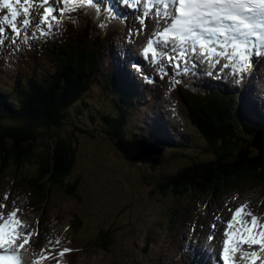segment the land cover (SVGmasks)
<instances>
[{"label":"rangeland","instance_id":"rangeland-1","mask_svg":"<svg viewBox=\"0 0 264 264\" xmlns=\"http://www.w3.org/2000/svg\"><path fill=\"white\" fill-rule=\"evenodd\" d=\"M72 16L75 17V13ZM36 18H38V14ZM80 18H93L103 21L96 14H91L88 11L86 15ZM108 25H115L116 28L120 27V23L116 24L112 20ZM7 31L11 35L10 28H7ZM126 31L128 30H125L124 33ZM114 43L116 44L117 41L115 40ZM121 44L125 43L122 42ZM5 47L3 51L7 53L8 47ZM107 48L108 46H106V50ZM106 52L112 54L115 59L119 58L110 48ZM104 56H107V54H104ZM108 69H113V65L106 62V57H103L100 62V71L105 72ZM152 69L151 74L138 75L142 76L141 81L138 83L140 90L147 89L153 96L152 99L140 97L143 101H147L144 108H139L140 114L143 115L146 112L155 114L154 106L159 105L157 107L159 110L158 116L166 117L168 122L174 124H172L174 126L173 132L177 134V138L182 141L188 139L192 141L191 145H194L195 149L199 152L203 151L202 147L205 141L201 137L198 128L193 125L189 114L190 109L178 97L177 80L186 81L194 85L195 88H202L203 90L206 87L209 90V86H205L200 82L201 80L193 83L194 80H190L191 75H185L184 77L172 73V76L167 80L169 83L163 86L161 92L164 93L161 97H158L156 94L158 91L155 87L159 84L158 80L161 79V74L157 76L155 74L156 70ZM8 70H11V68H8ZM16 72V70L10 72L0 69V77L4 82H8L6 79L14 80L13 77L16 76ZM196 72L201 73L200 71ZM11 74H14V76ZM227 74L230 75L229 72H226L225 76L221 75L222 78L218 82L225 83L226 85H223L225 88L233 90L238 85L239 79H230L232 75L228 78ZM248 75V72L245 73L246 77ZM259 86L258 82L257 87L259 88ZM107 90L110 96L114 95V92L105 83H103V86H95L88 95L90 100H87L91 103L89 110L84 108V110L78 111V108H75L73 111L75 120L69 123L86 130L84 133L77 132L79 143L76 146L77 164L69 177L73 181L79 177L82 181L80 188L82 198L77 199L66 194H55L46 207L45 216L40 213L41 218H43V220H40V215L36 214L30 205L28 206L30 197L23 195L20 191L16 192L7 186L1 187L0 185V204L7 205L3 211L8 213L9 210L14 208L19 209L20 215L23 218L26 217L30 226H32L30 231L36 230L39 232V235L33 238L34 243L32 247L27 249V252L42 253L41 250L45 247L55 248V246L48 244L50 240L55 241L58 239L60 243L67 244L72 242L70 241V238H72L74 240L78 239L77 246L82 252L78 264H180L188 261V259L183 256L179 248V242L184 235L189 238V240H185L184 246L196 242L198 237L196 229L199 228L200 224H203L202 227L206 229L217 231L223 243L224 231L217 226L222 224L226 226L228 217L223 218V215L226 213L230 215L238 202H246L248 210H251L254 214L264 212V183H247L243 184L244 187L240 185H237L238 187H232L233 185L223 187L222 191L219 190L216 195L210 194V188L205 193H198L199 195L193 192L179 198L170 195L169 192L166 195L161 194L158 186L159 182H164V176L171 171H177L184 162H165V157L170 155L171 151H166V153L164 151V161L161 160L159 169L156 172L150 170L148 166L133 164L128 161L124 154L116 148L114 134L107 132L106 126L99 124L97 117L92 121V118H94L92 114H102L101 111L104 108L100 110L98 108L103 106L102 101H104L103 104L107 108L111 109L113 100L105 92ZM263 96L264 92L254 90V97H250L258 99L259 106H264ZM169 97L171 100L168 99ZM247 98V95L242 96L243 105L248 111H253L254 109ZM139 102L137 101V103ZM169 104H172L171 107L175 113L173 118L165 116L166 108L163 105L167 107ZM140 114L136 111L132 112L131 122L121 130V133L124 132L126 137H136L133 129L140 127L139 121L143 119ZM262 114L264 115V111H262ZM262 114L257 112L256 115H253V119L259 121L257 118H264ZM90 123L91 126H89ZM114 131L117 132L116 129ZM259 132L261 131H257L258 134L256 133L252 145L247 149L239 150L240 159L247 160L250 158L249 155L254 154L256 156L252 160L255 163L264 162V160L259 159L262 152L255 145V142L264 143V134H259ZM112 150H114V157L110 153ZM156 150L159 151L160 149L156 148ZM206 158L209 159L208 156ZM8 171L26 177L29 173L28 166L17 171L10 168ZM6 196L7 199H5ZM177 208L181 209L182 215L179 216L178 220L175 219L177 216L172 214L176 212ZM74 213L78 214L75 223L84 222L82 227L78 226V229L75 225L76 237L69 227L75 217ZM57 215H60V217H56ZM174 220L176 223L173 226L175 227L172 226ZM101 224L102 226L99 228ZM213 225H215V228L212 227ZM101 229L116 231L113 250L94 248L88 251L89 248L87 247L97 237ZM206 233L208 234L207 231ZM203 240H206V238L203 237ZM178 253H181L183 257L179 256ZM166 254L167 258L162 259ZM172 258L177 259V261L172 263Z\"/></svg>","mask_w":264,"mask_h":264},{"label":"trees","instance_id":"trees-1","mask_svg":"<svg viewBox=\"0 0 264 264\" xmlns=\"http://www.w3.org/2000/svg\"><path fill=\"white\" fill-rule=\"evenodd\" d=\"M63 27V31L45 39V43H34L31 61L43 68L50 67V72L37 77L36 83L31 82L27 87L21 81L9 87L0 79V161L3 160L0 179L5 180V172L10 168L17 171L28 166L27 177L21 174L18 177L28 189L29 204L36 210H46L48 199L57 193L82 198V181L79 177L74 181L69 178L77 164L78 136L74 141L71 140L74 134L67 138L61 135L65 125L63 119L71 115L72 102H83L93 86L105 83L117 98L113 105L115 112L105 114L101 120L118 138L122 136L121 130L127 127L125 123L135 107L127 90L118 87L117 82L121 80L115 69L100 71V50L109 34L95 35L90 31L91 28L94 30V24L87 20L66 21ZM46 61L50 65H45ZM105 92L108 94L109 91ZM183 100L205 144L203 151L199 152L190 145L192 141L174 144L159 134L158 142L171 151L165 162H184L177 171L164 176V182H159L161 194L169 192L174 197H182L193 192L202 194L210 188V194L216 195L223 187L264 183V162L255 163L252 160L254 154L249 155L248 161L239 158V150L247 149L257 131L264 130V119L252 121V114L241 105L240 94L228 92L224 96L219 89L217 92L186 89ZM50 135L55 136V144ZM177 215L180 214L177 212ZM83 224L80 221L77 226ZM115 236L116 231L101 229L93 244L112 251ZM71 255L78 258L76 251Z\"/></svg>","mask_w":264,"mask_h":264},{"label":"snow or ice","instance_id":"snow-or-ice-1","mask_svg":"<svg viewBox=\"0 0 264 264\" xmlns=\"http://www.w3.org/2000/svg\"><path fill=\"white\" fill-rule=\"evenodd\" d=\"M140 3L141 0H134L133 7H139ZM0 5L9 10L8 15L0 17V58L5 46L7 57L12 59L32 47L37 39L63 31L64 20H73V13L76 14L73 22L78 23L87 9H95L97 16L106 14L101 27L112 19L126 22V18L120 17L111 6L101 5L99 0H0ZM38 6L43 12L38 13L39 22L33 24V12H37ZM150 16L155 19L156 30L143 55L165 75L168 68L174 74H192L207 63L210 68L229 69L243 78L253 67L254 58L264 60V0H147L146 9L137 17L141 28L130 29V34L139 35ZM4 25L10 28L11 35ZM30 28L33 31L29 34ZM221 59L225 63L221 64ZM6 207L0 204V264H24L23 253L32 247L39 232L29 230L27 222L18 216L19 209L5 213ZM224 235L227 238L223 241V264H257L258 260L264 264V221L248 210L247 203L235 209ZM48 244L55 246L60 241L50 240ZM69 251L63 248L57 253L45 247L40 259L64 257Z\"/></svg>","mask_w":264,"mask_h":264},{"label":"bare ground","instance_id":"bare-ground-1","mask_svg":"<svg viewBox=\"0 0 264 264\" xmlns=\"http://www.w3.org/2000/svg\"><path fill=\"white\" fill-rule=\"evenodd\" d=\"M99 3L101 4V5H109V6H111L113 9L115 8V7H118V8H122V9H124V10H126V9H129L130 8V6L128 5V4H124V3H122V2H119V1H117L116 3H113V2H111L110 0H99ZM115 10V9H114ZM41 11H43V8L42 7H37V12L35 13V17L37 16V14H38V12H41ZM87 11L89 12V13H91V14H96V11H95V9H87ZM131 12L133 13V14H131V15H128L127 16V14L125 15H121L120 17H123V18H126V22H125V19H112V21H114V22H120V29H121V31H123L121 34H118L117 35V37H116V41H117V43L115 44H113L112 43V45H110L109 46V48H110V50L115 54V55H117V56H120V57H122V59H123V61H124V66H125V69H126V71L127 72H130L131 74H133V75H135L136 73L135 72H133V64L134 63H132L133 61H132V58H133V56H139V50H137V48H136V46H142V42H143V40H144V37L146 36V35H148L149 34V32H150V30H147V28H144V31H141L140 33H142V35H132V34H130V29L131 30H133L134 31V28H135V26L136 25H138L139 23H138V21H137V17L140 15V14H138V13H135V11L133 10V9H131ZM0 13H3V15L2 16H4V15H8L9 14V10H7V9H2V5H0ZM34 13V12H33ZM1 16V17H2ZM101 19H105V17H106V14L105 15H101V16H99ZM133 17H134V19H133ZM129 18H131V20L132 21H129ZM21 19H22V17H21ZM144 23H147L148 25H151L152 26V24H155V22H151L150 20H145V22ZM33 24H36L35 22L33 23ZM85 25V24H84ZM7 26V25H6ZM82 27V26H81ZM87 29V28H86ZM92 29V28H91ZM90 29V31H93V30H91ZM125 30H128V31H126V33H124L125 32ZM86 31V30H85ZM91 33V32H90ZM89 35L90 34H88V37H89ZM98 36V35H97ZM90 38V37H89ZM62 39V38H61ZM125 43V44H121V43ZM141 53V52H140ZM144 62H146V61H144ZM149 62L151 63V65H153L157 70H156V72H155V74L158 76V75H160L161 74V71H160V68H159V66L158 65H156V64H154V63H152V61H151V59L149 60ZM221 62V61H220ZM147 63V62H146ZM165 63H166V61H165ZM139 65V64H138ZM207 64H204V66H206ZM141 67H143V64H141L140 65ZM205 70H211V72L213 73H215V72H219L220 71V73H217L216 74V79L217 80H221V78H222V76H220V74H222V73H224V74H226V72H227V69H220L219 68V66H216L215 68H210L209 66H206V67H204L203 68V73L202 74H198L197 72H194V73H192V74H186V75H191L190 76V80H194V82L193 83H196L197 81H199V80H201L200 82H202L205 86H208V84H212V83H214V84H212L211 85V90H214V89H216L218 86H219V84L218 83H215V80H214V78L211 76V75H208V74H206V71ZM264 60H262L261 58H254V64H253V67L251 68V70L248 72V76L246 77L245 76V74H244V76H243V78H240L239 76H238V79H239V83H238V85L236 86V89L238 90V91H241V92H244V93H247V94H249L251 97H254V90L255 91H257V92H259L260 91V89L257 87V83L259 82V80H262V78L264 77ZM209 72V71H208ZM222 72V73H221ZM150 74H151V72H149ZM196 73V74H195ZM263 74V75H262ZM184 77H185V75H183ZM227 76H228V78L231 76V75H229V74H227ZM234 77V76H233ZM119 79V78H118ZM136 81H135V83L134 84H138L137 82H139L141 79L139 78V77H136ZM171 79V78H170ZM234 79H235V77H234ZM115 80H117V79H115ZM119 80H121V79H119ZM115 82V81H114ZM164 82H166V81H164ZM117 84H118V87L119 86H122L123 88H126L127 87V85L121 80L120 81V83H119V81L117 82ZM221 86L223 87V85H222V82H221ZM195 86L194 85H192V86H190V90H192L193 88H194ZM203 87V86H202ZM132 88H134V89H138V86L137 85H135V86H132ZM151 88V87H150ZM206 89L208 90V88L206 87ZM236 89H233V91H237ZM219 90H221L222 92H223V90L222 89H219ZM215 92H217L218 91V88L216 89V90H214ZM148 97L150 98V99H152V93L151 92H149L148 91ZM157 94V96L158 97H161V93H156ZM217 94H219V93H217ZM223 95L224 96H226V93H223ZM250 97V98H251ZM111 100H115V98H117V94H115V95H112V96H110L109 97ZM172 105V104H171ZM171 105L169 104V105H167V107H166V109H165V116H169L170 118H173L174 117V115H175V113H174V110H172V107H171ZM242 106H243V104H241ZM152 106H154V105H152ZM155 107V114L158 116V109H157V107H159V105L158 106H154ZM100 110V109H99ZM114 110H112V109H109V108H107V107H104V110L103 111H101L102 112V114H100V118H102V116H104L105 114H110V113H112ZM136 111L138 112V110L136 109ZM115 112V111H114ZM132 115V112H131V114H130V116ZM130 116H129V118H128V121L125 123L127 126L129 125V123L131 122V119L132 118H130ZM264 116V115H263ZM258 119V118H257ZM252 121H254L255 122V120L253 119ZM168 123H170V122H168L167 121V124ZM195 127V126H194ZM140 131H142L143 133H141L140 135H144V132H146L145 131V129H142V128H140L139 129ZM196 131V130H195ZM264 132V130L263 131H261L260 133H263ZM135 133V132H134ZM137 133V132H136ZM199 133V132H198ZM139 134V133H138ZM189 134V133H188ZM199 135V134H198ZM191 145V144H190ZM188 148V147H187ZM199 148V147H198ZM138 153H141V152H138ZM136 154V155H140V154ZM215 159V158H214ZM135 164H140V165H144L143 164V162H140V163H135ZM154 169V172H156V169L155 168H153ZM246 202H243V203H240V202H238L237 204H236V206H240V205H243V204H245ZM20 213V211L18 212V216L22 219V216L19 214ZM255 215H257L259 218H261V220L262 221H264V212L263 213H255ZM230 215L228 214V213H226V214H224L223 215V218H227V217H229ZM28 219L25 217L24 218V221H26L27 222V225L29 226V230L32 228V226H30V223H28V221H27ZM173 227H175V226H173ZM217 227H219L222 231H224L225 229H226V227H225V225L224 224H222V225H219V226H217ZM206 231L208 232V233H210L212 236H214L215 238L212 240V243L215 245V246H222V241H221V239L219 238V235H218V233H217V231H215V230H213V229H209V228H207L206 229ZM201 235H203L202 233L199 235L200 237H198L197 238V240H196V242H191L188 246H184V245H181V247L184 249V252H182L183 253V255H184V257L185 258H187V256L188 255H190V252L191 251H196L198 254H199V259H201V261H200V263L199 264H216L217 262H216V258L215 257H210L211 256V253H209V252H207L206 253V250H205V246H204V243H203V238H201ZM182 238L184 239V240H189V238L187 237V236H182ZM227 237H225V239H226ZM78 240V239H77ZM78 242V241H77ZM208 244H210L209 242H208ZM100 247H102V246H100ZM180 247V248H181ZM212 247V249L214 248L213 247V245L211 246ZM258 247L259 246H254V248H257L258 249ZM95 248H97L96 246H95ZM246 248H247V246H246ZM54 251H56L57 253H58V248H54L53 249ZM177 253V252H176ZM174 254H175V252H174ZM180 255H182L181 253H179ZM77 255H79V253L77 252ZM165 258H167V254L166 255H164L163 257H162V259H164L165 260ZM182 258V257H181ZM180 258V259H181ZM60 259H61V257H59L58 255H57V257L55 258V259H52V258H49V259H45L44 260V264H57V261H59V264H60ZM175 261H177V259H175V258H172V260H171V262L173 263V262H175ZM163 262V261H162ZM259 264H260V261H259Z\"/></svg>","mask_w":264,"mask_h":264},{"label":"clouds","instance_id":"clouds-1","mask_svg":"<svg viewBox=\"0 0 264 264\" xmlns=\"http://www.w3.org/2000/svg\"><path fill=\"white\" fill-rule=\"evenodd\" d=\"M31 51V50H30ZM23 55V54H22ZM20 59H21V57H19ZM2 58H0V60H1ZM12 60L13 61H16L17 59H13L12 58ZM22 60V59H21ZM3 63H5V61H3ZM37 68V67H36ZM35 69V68H34ZM40 71V70H39ZM48 73V70H45L44 68H41V75H37V76H44V75H46ZM36 74H40V73H37L36 71L35 72H33V75L35 76ZM26 76H31L32 77V74H31V72L29 71V72H27V74H26ZM1 79V78H0ZM36 79V77L34 78V80ZM33 79H32V81L31 82H35ZM141 81V80H140ZM139 81V82H140ZM31 82H25V83H23V85L24 86H29L30 84H31ZM138 82V83H139ZM36 83V82H35ZM126 85H127V87L125 88L126 90H127V93H128V98L130 97L134 102H135V107H134V109H132L131 110V112H133L134 113V111H136V109L138 110V114H140V112H139V108L140 107H142V108H144L145 107V105L147 104V101H143L140 97L141 96H143V99H145L146 97H145V95H144V92H145V90L143 91V90H140V87H138V89H139V91H135L136 89H134V88H132V86H135L136 84H134V83H131V82H124ZM39 84H41V83H39ZM222 85H226L225 83H222ZM192 86V85H191ZM95 88V86H93V88L92 89H94ZM190 88V84L189 85H186V86H182V90L181 91H178V97L181 99V101L182 102H184V100H183V91L184 90H186V89H189ZM91 89V90H92ZM198 89H200V88H193V90H195V91H199ZM218 89H222L223 90V93H227L228 94V92L229 93H231V92H235L236 93V91H233V90H229V88H225L224 86L222 87L221 85L218 87ZM235 89V88H234ZM91 90L84 96V98H85V100L83 101V102H81V101H78V100H76V101H74V102H72L73 103V105H71L70 106V111H71V115L69 116V115H67L64 119H63V122H64V126H63V128L61 129V131H63V133H61V135L62 136H66V138H67V136H72L73 134V136H75L74 137V139H72L71 138V140H75V138L77 137V132L78 131H80L81 133H84V132H86V130L84 129V128H80L79 126H77V125H73V124H69L71 121L73 122L74 120H75V114H73V111H74V109L75 108H78V111L79 110H84V108H86L87 110H89V107H90V102L87 100V99H89L88 98V95H89V93L91 92ZM203 92H215L214 90H211V89H209V90H202ZM241 92V91H240ZM238 93H239V91H238ZM110 97V96H109ZM118 97H119V95H118ZM169 100H171V98L169 97L168 98ZM251 99H253V98H251ZM90 100V99H89ZM12 101V100H11ZM115 101V100H114ZM114 101L112 102V104H111V109H114ZM137 101H140L139 103H137ZM247 101L249 102V100L247 99ZM152 102H155V101H152ZM104 103V101H102L101 102V104L103 105V106H99L98 108L99 109H102V108H104V107H106V105H104L103 104ZM243 103V102H242ZM241 103V104H242ZM250 104V103H249ZM244 106V105H243ZM263 106V105H262ZM165 108V107H164ZM253 108V107H252ZM246 109V108H245ZM246 110H248V109H246ZM83 112H86V111H83ZM250 112V111H249ZM68 114V113H67ZM92 117H94V118H92V121H94V119L97 117V121H98V123L99 124H101V125H104V123L103 122H101L102 120H101V118H100V115H94V114H92ZM140 117H142L143 119L141 120V121H139V124H140V127L138 128V129H133V131L135 132V134H136V137H140V136H142V135H140L141 133H143L142 131H140L139 129L140 128H142V129H145V131L146 132H144V135L142 136V138H129V137H126L125 136V133L124 132H122L121 134H122V136H120L119 138L118 137H114V139H115V144H116V148L118 149V150H120L123 154H124V152L118 147V143L117 142H128V143H131V144H133V145H143V146H145L146 148H150V147H152V148H158V149H160V150H162L163 151V153H164V151H165V153H166V151L168 150L167 149V147L166 146H164V145H162V144H160V142H158V137H159V134H161V135H163V136H166L170 141H172V143H183L184 141H182V140H180V139H178L177 138V134L174 132L173 133V131H174V127L170 124V123H168L167 124V121L165 122V120H161L156 114H152V113H149V112H146V113H144L143 115H141L140 114ZM139 117V118H140ZM252 118H253V116H251ZM79 118V117H78ZM67 119V120H66ZM69 125H71L70 127H69ZM89 126H91V123L89 124ZM59 129V128H58ZM152 129V130H151ZM45 131V130H44ZM159 131V132H158ZM172 132V134L171 133H169V132ZM107 132H108V130H107ZM137 132V133H136ZM139 133V134H138ZM258 134V133H257ZM256 134V135H257ZM259 134H264V133H260L259 132ZM52 135H50L49 136V138H52L53 139V143L55 144V136H53V137H51ZM151 136V137H150ZM155 137V138H154ZM78 138V137H77ZM185 140H188V139H185ZM190 141V140H189ZM168 151H170V150H168ZM110 153H111V155L114 157V150H112V152L110 151ZM164 153V154H165ZM124 156H125V154H124ZM125 158L127 159V157L125 156ZM166 158V157H165ZM128 160V159H127ZM2 161L3 160H1L0 161V165L2 164ZM129 161V160H128ZM162 161H163V159H162ZM131 162V161H130ZM132 163V162H131ZM133 164H135V163H133ZM145 165V164H144ZM145 166H147V165H145ZM149 167V166H148ZM150 168V167H149ZM150 170H152L151 168H150ZM14 171H16V170H14ZM6 174H7V177L5 178V180L3 181V179H0V185L1 186H7L9 189H11V190H15L16 192H19L20 191V193H22L23 195L25 194L26 196H28L27 195V193H28V189H27V187L26 186H23L22 184H21V182H20V176L21 175H19V177H18V175L17 174H14V172L13 173H11V171H9V172H5ZM0 176H3L2 175V173L0 172ZM197 195H199V194H197ZM29 197V196H28ZM52 197L53 196H51V198H49L48 199V203H47V205L50 203V200L52 199ZM183 197V196H182ZM177 198H179V197H177ZM30 204H28V206H29ZM31 206V205H30ZM31 209L37 214H39L40 215V213H42V215H44L45 216V213H46V210L44 209V210H36L35 208H33L32 206H31ZM177 212L180 214L179 216L181 217L182 215H181V209H179V208H177L176 209V212L175 213H172L173 214V216H177L175 219L176 220H178L179 219V216L177 215ZM20 214V213H19ZM75 214V217L73 218V221L71 222V224L69 225V227L71 228V230H72V232H73V234H74V236L76 237V227H75V225H77V223H75L76 222V219L78 218V214L77 213H74ZM56 217H60V215H57ZM55 217V218H56ZM23 218V217H22ZM23 220H24V218H23ZM40 220H43V218H41V215H40ZM41 223V222H40ZM176 222H175V220L173 221V223H172V226L175 224ZM191 223H193V222H191ZM102 226V224L101 225H99V228ZM77 229H78V226H77ZM109 230H111V229H109ZM99 234V233H98ZM97 237H98V235H97ZM97 237H95L93 240H92V243L91 244H89V246L87 247V248H89V250L88 251H90V250H92V249H94L95 248V244H93L94 243V240L96 241V238ZM198 238V237H197ZM182 240H180V242H179V248L181 247V245H184V242H185V240L183 239V238H181ZM70 241H72L71 243H67V244H63V243H60L59 245H55V248H58V251L59 250H62L63 248H68V249H70V251L69 252H67L66 254H65V256L64 257H61V259H60V264H78V262H79V260H80V257L82 256V252L80 251V249H79V247L77 246V240H74V239H72V238H70ZM54 249V248H53ZM101 249V248H100ZM104 249V248H103ZM180 250L182 251V252H184V249L181 247L180 248ZM73 251H76V252H78L79 253V255H78V258L77 259H74L73 258V256L71 255L72 253H73ZM195 252L196 251H191L190 252V255H188L187 257H191V256H193V255H195ZM43 253H40V252H38V254H36V255H38L39 257L42 255ZM179 254V253H178ZM179 256H182V255H180L179 254ZM184 256V255H183ZM182 256V257H183ZM198 257H199V254H198ZM210 257H212V255L210 256ZM199 259V258H198ZM218 259V258H217ZM195 260H197V259H195ZM185 264H186V261L184 262ZM183 263V264H184ZM180 264H182V263H180Z\"/></svg>","mask_w":264,"mask_h":264},{"label":"water","instance_id":"water-1","mask_svg":"<svg viewBox=\"0 0 264 264\" xmlns=\"http://www.w3.org/2000/svg\"><path fill=\"white\" fill-rule=\"evenodd\" d=\"M117 143H118V147L124 152L127 159L132 163L143 162V164L149 166L152 169V171H154L153 168H155L156 171L159 169L161 160L164 157V153L162 150L158 151L156 150V148H152V147L148 149L143 145H139V144L133 145L128 142H117ZM255 145L262 152L259 159L264 160V143L255 142ZM137 153L140 155L139 156L136 155Z\"/></svg>","mask_w":264,"mask_h":264}]
</instances>
